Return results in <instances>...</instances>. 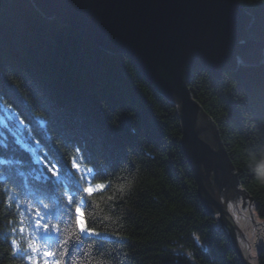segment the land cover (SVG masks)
I'll return each instance as SVG.
<instances>
[{
    "label": "trees",
    "instance_id": "obj_1",
    "mask_svg": "<svg viewBox=\"0 0 264 264\" xmlns=\"http://www.w3.org/2000/svg\"><path fill=\"white\" fill-rule=\"evenodd\" d=\"M238 1L264 40V0ZM189 89L264 220V60L221 79L199 68ZM181 139L179 105L126 54L34 0H0V264H45L38 245L64 264H243L201 201ZM96 183L107 187L89 196ZM77 205L97 232L124 238L80 233Z\"/></svg>",
    "mask_w": 264,
    "mask_h": 264
},
{
    "label": "water",
    "instance_id": "obj_2",
    "mask_svg": "<svg viewBox=\"0 0 264 264\" xmlns=\"http://www.w3.org/2000/svg\"><path fill=\"white\" fill-rule=\"evenodd\" d=\"M91 42L126 54L154 88L179 105L182 149L209 214L218 213L243 264H260L264 220L239 190L234 165L189 84L203 68L214 78L264 60V40L249 31L253 16L238 0H34ZM226 190L232 195H222ZM241 200L237 206L234 200Z\"/></svg>",
    "mask_w": 264,
    "mask_h": 264
},
{
    "label": "snow or ice",
    "instance_id": "obj_3",
    "mask_svg": "<svg viewBox=\"0 0 264 264\" xmlns=\"http://www.w3.org/2000/svg\"><path fill=\"white\" fill-rule=\"evenodd\" d=\"M23 123V121H22ZM73 167L79 169L80 165L77 164L75 162V160L73 161ZM49 172L51 173V175L53 177H57L59 175V172L57 169H55L54 167H49ZM107 187L106 184L103 183H96V184H89L84 191L87 192L89 194V196L93 195L96 192H100L103 191L105 188ZM69 201L72 200L71 196H68ZM47 207V205H45ZM76 226L79 229L80 233H89L91 235H99L100 233L97 232L96 229L90 227L87 223V217L86 214L84 213V211L81 209V207L79 205L76 206ZM39 223V222H38ZM45 228H47V225H44ZM77 239H79V237H76ZM65 243H67V241H65ZM13 244H16V241H13ZM30 247H32V245H30ZM45 257H49V256H53L55 255L53 252L51 251H45L44 252ZM190 255V254H189ZM45 264H64L63 261L57 260V261H48L45 260Z\"/></svg>",
    "mask_w": 264,
    "mask_h": 264
},
{
    "label": "rangeland",
    "instance_id": "obj_4",
    "mask_svg": "<svg viewBox=\"0 0 264 264\" xmlns=\"http://www.w3.org/2000/svg\"><path fill=\"white\" fill-rule=\"evenodd\" d=\"M259 218H261V217H259ZM98 233H100L99 235H104V236L112 237V238H120V239L124 238V236H120L119 234H111V233H108V232H98ZM85 234H88V233L85 232ZM263 251H264V249L261 252H263ZM261 252L258 254L259 262H260V254H261Z\"/></svg>",
    "mask_w": 264,
    "mask_h": 264
},
{
    "label": "bare ground",
    "instance_id": "obj_5",
    "mask_svg": "<svg viewBox=\"0 0 264 264\" xmlns=\"http://www.w3.org/2000/svg\"><path fill=\"white\" fill-rule=\"evenodd\" d=\"M145 77V76H144Z\"/></svg>",
    "mask_w": 264,
    "mask_h": 264
}]
</instances>
